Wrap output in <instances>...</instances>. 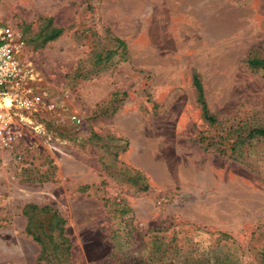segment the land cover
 <instances>
[{
    "label": "rangeland",
    "instance_id": "374dc122",
    "mask_svg": "<svg viewBox=\"0 0 264 264\" xmlns=\"http://www.w3.org/2000/svg\"><path fill=\"white\" fill-rule=\"evenodd\" d=\"M48 19L63 31L43 42ZM0 20L40 97L13 113L17 142L0 152V264L36 263L28 204L61 213L72 264L156 233L212 258L233 242L240 264H258L264 137L247 129L264 126V66L249 63L264 58V0H0ZM114 36L125 56L107 57ZM230 127L245 129L234 148L235 134L216 137Z\"/></svg>",
    "mask_w": 264,
    "mask_h": 264
},
{
    "label": "trees",
    "instance_id": "16d2710c",
    "mask_svg": "<svg viewBox=\"0 0 264 264\" xmlns=\"http://www.w3.org/2000/svg\"><path fill=\"white\" fill-rule=\"evenodd\" d=\"M47 27L40 30V37L43 42H47L57 38L63 31L61 27L52 26L51 19L47 20ZM115 44V50H108L107 57L112 53L120 50V54H127L126 44L119 37H112ZM99 60L102 59L98 54ZM252 66H264V58L253 57L249 60ZM192 86L195 90L196 100L201 108L203 119L209 124L218 126L216 117L210 113L204 96L203 85L197 73L193 74ZM245 131V129L242 128ZM240 127L218 131L216 134L217 141L222 143L223 140L229 138L227 136L235 134V140L232 143L233 148L243 143V135ZM237 133V134H236ZM248 137H264V126L249 127L247 129ZM146 187V185H145ZM23 214L26 217L25 231L40 245V252L35 264H72L70 259L71 242L64 234L65 220L61 213L48 205L38 207L37 205H25ZM226 240L224 233L219 234L215 244L210 245L216 247L220 240ZM223 240V241H224ZM220 244L225 248L223 257H211L202 252L196 243L193 244L192 250L187 254L181 252L183 249L181 242L177 240L175 234L166 236L163 234H154L143 240L139 245L126 246L119 253L110 255L106 261L97 264H240L237 257L236 246L229 248L231 244ZM137 247L138 252L135 251ZM209 246V247H210ZM185 254L183 258L180 255ZM258 264H264V245L256 252ZM45 262V263H42Z\"/></svg>",
    "mask_w": 264,
    "mask_h": 264
},
{
    "label": "built area",
    "instance_id": "2783aa9c",
    "mask_svg": "<svg viewBox=\"0 0 264 264\" xmlns=\"http://www.w3.org/2000/svg\"><path fill=\"white\" fill-rule=\"evenodd\" d=\"M19 46L13 28L0 20V152L11 150L17 142L11 127L13 113L35 111L40 103L29 85L31 73L20 59Z\"/></svg>",
    "mask_w": 264,
    "mask_h": 264
}]
</instances>
